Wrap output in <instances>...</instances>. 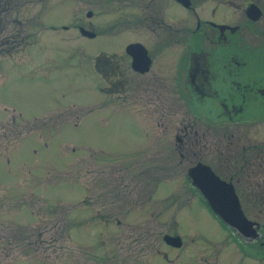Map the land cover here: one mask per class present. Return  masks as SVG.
Listing matches in <instances>:
<instances>
[{
	"label": "rangeland",
	"instance_id": "374dc122",
	"mask_svg": "<svg viewBox=\"0 0 264 264\" xmlns=\"http://www.w3.org/2000/svg\"><path fill=\"white\" fill-rule=\"evenodd\" d=\"M69 2L70 7L78 5L77 0ZM9 3L11 9L0 11V39L9 31L19 35L20 27L27 26L30 36L20 39L28 41L41 31L39 44L46 48L29 46L0 54V264H264V246L258 252L262 258L240 252L196 204L188 203H193V190L184 178L195 157L185 155L179 163L171 157L162 173L156 168L163 165L162 158H149L152 151L165 148L158 128L151 131L161 141L151 138L146 146L142 142L146 133L134 124L131 114L117 112L115 121H101L100 116L80 111L94 108L96 102L80 101L90 91L81 80L78 53L67 58V64L58 60L50 68L45 58L56 52L69 54L81 42L72 29L54 32L48 26L57 16L59 21L67 18L65 8L71 9L65 0ZM261 3L264 12V0ZM230 35V42L211 58L212 69L222 80L218 94L198 98L186 93L183 98L197 117L213 126H226V133H231L223 136L220 128H209L210 141L198 146V156L220 171L222 166H237L241 159L246 171H252L259 165L254 163L250 142L264 145V93L243 85L261 84L264 42L250 46L237 33ZM91 47L111 48L100 40L92 41ZM66 99L76 107L70 115L81 118L80 122H52L49 119L56 116L43 113L33 117V126H23V119L32 116L31 108L38 113ZM223 100L229 103L231 116ZM166 106L170 113L163 115L171 123L178 120L179 109L182 117L193 118L183 104ZM174 132V127L164 131L167 138ZM222 151L230 155L226 161L217 159ZM115 167L123 169L109 181ZM156 172L159 179L154 180L151 175ZM123 173L140 175L145 187H126ZM260 176L241 178L255 184L262 181ZM240 184L236 192L245 212L264 224V204L257 202L264 199V191L256 197ZM111 185L118 193L110 198L105 190L112 192ZM193 225L199 231L193 232ZM164 232H178L183 245L167 244ZM194 247H198L195 252Z\"/></svg>",
	"mask_w": 264,
	"mask_h": 264
},
{
	"label": "flooded vegetation",
	"instance_id": "af4514ba",
	"mask_svg": "<svg viewBox=\"0 0 264 264\" xmlns=\"http://www.w3.org/2000/svg\"><path fill=\"white\" fill-rule=\"evenodd\" d=\"M77 2V6L70 7L69 0H65L67 6L73 10L72 14L71 10L65 8L69 12L67 18L59 21L57 16L56 22H50L48 26L54 32L72 29L76 36L80 37L81 42L75 43L74 49L69 54L56 52L45 58L50 68L58 64V60L67 64L66 59L71 58L75 52L78 53L80 71L84 77L81 80L87 82L90 91V94L80 101L96 102L94 108L81 107L80 111L100 116L101 121H115L114 114L117 112L131 114L134 124L140 126L146 133L142 140L146 146L150 145L151 138L158 139L151 131L152 127L158 128L162 141L158 140L167 150L164 148V151H152L154 155H149V158H162L163 165L156 166L162 173L171 157H176L179 163V160H183V157L188 155L193 159L196 158L190 167L200 162L207 164L221 179L231 183L235 191L241 183L245 190L252 191L256 197H261L264 191V177L260 176L264 175V145L250 142L254 163L259 165H255L252 171H246L241 159L233 168L222 166L223 171L213 168L210 163L202 160V156H198L200 153L198 146L205 147L206 142L210 141L207 135L211 127L220 128L223 136H230L231 133H226L228 128L226 126H213L197 117L187 104V100L183 98L186 93H193L198 98H201V95L218 94L222 80L217 72L213 71L214 64L211 58L219 48L230 42L231 33H237L241 40L248 42L250 46L264 42V22H262L264 12L261 0H240L239 3L237 0H77ZM257 8L260 14L254 18L252 10L254 12ZM230 10L233 11L232 16ZM40 32L26 41L24 47L34 46L35 49L39 45L40 49L46 48L39 44L42 42ZM94 40L108 43L111 48L92 49L91 44ZM35 68L38 69L37 66ZM260 81L261 84L254 87L250 84L243 86L264 93V75ZM68 99L60 105L53 103L45 106L38 113L31 108L32 116L23 119V126H33V117L43 113L56 116L49 119L52 122H80L81 118L70 115L76 107L73 102L68 103ZM140 100L144 102L140 104ZM223 103L231 116L229 103L226 100H223ZM167 104H179L180 108L183 104L187 114L193 118L182 117L179 109L178 120L171 123L170 118L167 119L163 115L170 113ZM167 127L175 128L173 135L168 138L164 133ZM135 142L137 143L138 140ZM242 148L244 149L245 145ZM239 155L242 157L243 153L239 152ZM219 158L226 161L230 155L228 152H218L217 159ZM115 169L119 171L118 167ZM254 173L262 178L261 182L253 184L246 180V183L245 179L241 178L244 174ZM123 174L127 177L126 187L134 184L145 187V181L140 175ZM158 177L157 172L156 175H151L154 180L159 179ZM113 178L114 175L109 177V181ZM185 181L193 190V203L190 201L188 203L196 204L204 216L211 221L213 227L222 231L223 236H227L240 252L246 253L253 259L262 258L258 252L264 246V224L245 212L238 193L236 192L241 208L250 220L248 226L243 227V231L228 225L213 212L200 193L196 181L193 180L192 183L188 172ZM103 182L106 183L105 180ZM111 187L112 192L110 189L105 190L109 191L110 198L117 196L118 193L114 185ZM257 202L263 205L264 199L259 198ZM130 216L134 217L135 212H130ZM194 231H199L195 225H193ZM174 235L179 234L164 232L163 239L171 246L183 245L182 239L180 245H173ZM251 245L255 248L244 250L245 246L251 247ZM196 249L198 247H194L193 251L195 252ZM215 264L220 262L216 261Z\"/></svg>",
	"mask_w": 264,
	"mask_h": 264
},
{
	"label": "water",
	"instance_id": "95a60500",
	"mask_svg": "<svg viewBox=\"0 0 264 264\" xmlns=\"http://www.w3.org/2000/svg\"><path fill=\"white\" fill-rule=\"evenodd\" d=\"M259 14V9L254 12L252 10V17L256 18ZM189 174L192 180L196 181L212 208L227 223L237 227L240 231H243V227L246 228L248 226L247 223L250 220L244 215L239 198L231 183L221 179L209 165L201 162L191 166ZM172 243L179 245L180 238L174 237Z\"/></svg>",
	"mask_w": 264,
	"mask_h": 264
},
{
	"label": "trees",
	"instance_id": "16d2710c",
	"mask_svg": "<svg viewBox=\"0 0 264 264\" xmlns=\"http://www.w3.org/2000/svg\"><path fill=\"white\" fill-rule=\"evenodd\" d=\"M15 5H22L25 3V0H15ZM4 2V4H3ZM11 2V1H10ZM13 7V6H12ZM11 3H9V0H0V11L7 12L9 9L12 8ZM19 29V35L13 34V32L9 31L7 33H4L3 36L0 39V54H11L13 52H17L24 48V44L26 41L21 40L23 36L27 37L30 36L29 28L27 26H22ZM18 37V38H17ZM4 41V44H2ZM7 45V46H4ZM4 46V47H3Z\"/></svg>",
	"mask_w": 264,
	"mask_h": 264
}]
</instances>
